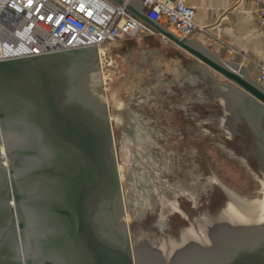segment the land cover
<instances>
[{
    "label": "water",
    "instance_id": "95a60500",
    "mask_svg": "<svg viewBox=\"0 0 264 264\" xmlns=\"http://www.w3.org/2000/svg\"><path fill=\"white\" fill-rule=\"evenodd\" d=\"M125 8L213 78L226 81L215 83L224 116L264 118L260 79L250 82L236 66L193 49L188 39L175 37L143 12ZM95 51L0 60V147L8 160L4 169L0 164V264H30L25 227L29 237L48 235L40 248L43 264H264V225L240 232L221 229L209 247L182 245L166 263L157 251L138 249L122 221L108 106L84 82L97 67ZM113 213L118 226L109 220ZM60 238L63 245L57 246L54 240Z\"/></svg>",
    "mask_w": 264,
    "mask_h": 264
},
{
    "label": "rangeland",
    "instance_id": "374dc122",
    "mask_svg": "<svg viewBox=\"0 0 264 264\" xmlns=\"http://www.w3.org/2000/svg\"><path fill=\"white\" fill-rule=\"evenodd\" d=\"M169 46L141 36L107 44L95 49L97 67L84 79L108 106L122 221L131 240L149 239L164 263L183 245L177 246L186 201L179 191L186 174L189 186L203 189L202 202L215 191L214 205L226 208L229 201L238 219H246L243 212L256 205L264 217V203L258 207L264 190L225 124L226 108L217 96L215 83L226 81ZM85 58L92 60L91 54ZM211 244L205 239L200 245Z\"/></svg>",
    "mask_w": 264,
    "mask_h": 264
},
{
    "label": "built area",
    "instance_id": "2783aa9c",
    "mask_svg": "<svg viewBox=\"0 0 264 264\" xmlns=\"http://www.w3.org/2000/svg\"><path fill=\"white\" fill-rule=\"evenodd\" d=\"M188 0H141L143 14L166 23L180 39L200 32L219 40L221 27L210 33L194 22ZM264 27V4L258 10ZM157 32L129 13L125 4L107 0H0V60L73 49H99ZM264 85V65L259 66Z\"/></svg>",
    "mask_w": 264,
    "mask_h": 264
},
{
    "label": "crops",
    "instance_id": "0c3cea01",
    "mask_svg": "<svg viewBox=\"0 0 264 264\" xmlns=\"http://www.w3.org/2000/svg\"><path fill=\"white\" fill-rule=\"evenodd\" d=\"M107 1L117 6L125 4L132 11L143 12L141 0ZM187 3L194 10L195 24L206 27L212 34L215 33L216 25L221 27L219 40L194 32L187 40L189 45L193 49L206 51L217 59L236 66L241 69L245 78L250 82H256L260 77L259 66L264 65V27L260 25L258 19V10L264 4V0H188ZM158 25L177 37L166 23L159 22ZM154 38L168 43L169 49L181 58L191 59L197 66L202 67L169 40L161 36Z\"/></svg>",
    "mask_w": 264,
    "mask_h": 264
},
{
    "label": "flooded vegetation",
    "instance_id": "af4514ba",
    "mask_svg": "<svg viewBox=\"0 0 264 264\" xmlns=\"http://www.w3.org/2000/svg\"><path fill=\"white\" fill-rule=\"evenodd\" d=\"M238 114H239L238 115L239 119H236L233 116L229 117L225 115L224 116V118L226 119L225 124H227V126L230 127L232 132V137L234 139H238L237 143L239 144V147L242 146L243 150L247 153L248 161H246V163L248 164L249 169L255 171L257 178L256 181L259 184L260 190H264V118L262 116L256 117L250 115L248 117L249 119L248 120L241 113ZM251 124L254 126V129ZM0 161H1V156H0ZM0 164L1 167L3 168L4 167L3 163L0 162ZM185 177H189V174H186L184 176V181L181 185L183 189L179 191L180 196H183V198L186 201L185 202L186 205L183 207L181 211L186 221V223L182 225L183 229L179 234V243L181 245L183 242L181 238L182 236L185 238V235H188L187 234L188 231H193L196 237L194 240H191V242H193V244L192 243L191 244L198 246L205 239H209L212 241L216 231H220L221 229L224 230L230 229L231 226H227L228 224L237 227L239 232L242 230L247 231L250 230L251 228H260L261 226L264 225V222L262 223L258 222L255 226H247L241 228V226L247 223L246 222L231 223L229 220L232 219L233 215L231 214L232 210L229 201L226 199L228 201V203L226 202L227 204L226 208L223 207L220 209L216 207L213 201L215 191H213L211 192V195L207 197V200L206 201L203 200L202 202L203 193L201 194V192H203V189H201V187L198 185L189 186L188 185L189 183L187 179H185ZM260 182L262 185L260 184ZM257 215L262 217L261 216L262 213H258ZM109 220L113 222L112 225L118 226L114 213L109 215ZM217 220H218V226L216 228L215 221ZM204 229L208 232V235H205ZM213 229H215V231L211 232ZM109 230L112 236L115 235L116 232L112 226L110 227ZM23 236H25L24 246L26 248V252H28L29 254L30 264H43L44 259L42 257L41 246L44 247V241H48L47 233L45 234V236L44 235H40L39 237L30 236L31 238L32 237L34 238L32 240L28 235V229L25 227L23 229ZM149 236L151 237L152 235ZM139 239L140 238L137 239L136 237V240L133 241L135 242L138 249L141 250L151 249L156 252L155 246L150 247L148 243L149 239H142V240ZM60 240L61 238L58 239V241L54 240V243L57 246L63 245L61 244L62 242H60ZM185 244L183 243V245Z\"/></svg>",
    "mask_w": 264,
    "mask_h": 264
},
{
    "label": "bare ground",
    "instance_id": "6f19581e",
    "mask_svg": "<svg viewBox=\"0 0 264 264\" xmlns=\"http://www.w3.org/2000/svg\"><path fill=\"white\" fill-rule=\"evenodd\" d=\"M4 153H3V149H2V147H0V156H1V162L4 164V166H6V164H7V162H8V160H7V158L6 157H4V155H3ZM261 183V182H260ZM262 185V184H261ZM262 188H263V186H262ZM229 193L227 192V197H228V199L229 200H231V198L233 199V197L231 196V195H228ZM264 192L262 193V199L260 200V202H259V205H258V207H261L262 205H263V203H264ZM233 200H235L236 201V199L234 198ZM236 204H237V201H236ZM236 204L234 203L233 204V202H232V206H236ZM257 206V205H256ZM256 206H255V209H252V206H248L247 207V209H246V211H244L243 212V216L244 217H246V219H238L236 216H234L232 213V219L231 220H229L231 223H243V222H246L247 224H244L243 226H241V228L242 227H247V226H255L258 222H260V223H262V222H264V217L262 216V217H260V216H258L257 215V211H256ZM244 213H246L247 215H245ZM251 217V218H250ZM248 218V219H247ZM253 218H256V220L255 219H253ZM215 227L217 228V226H218V220L217 221H215ZM239 225H242V224H239ZM227 226H231V228L232 229H235V228H237V227H235V226H232V225H230V224H228ZM230 228V229H231ZM205 230V229H204ZM215 231V229H213L211 232H214ZM205 235H208V232L205 230ZM187 234L188 235H185V238L182 236V238H181V240H183V242H182V244L184 243H186L185 245H184V247L186 248V247H189V246H191L192 244H193V242H191V240H194L196 237H195V234H194V232L193 231H188L187 232ZM192 243V244H191ZM194 244H196V243H194ZM201 244V243H200ZM199 244V245H200ZM181 244L180 243H178V245L177 246H180ZM160 248H161V246H160Z\"/></svg>",
    "mask_w": 264,
    "mask_h": 264
}]
</instances>
